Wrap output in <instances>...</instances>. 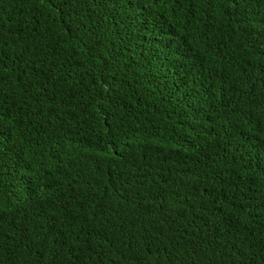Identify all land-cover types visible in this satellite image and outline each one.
I'll use <instances>...</instances> for the list:
<instances>
[{"label":"trees","instance_id":"16d2710c","mask_svg":"<svg viewBox=\"0 0 264 264\" xmlns=\"http://www.w3.org/2000/svg\"><path fill=\"white\" fill-rule=\"evenodd\" d=\"M0 264H264V0H0Z\"/></svg>","mask_w":264,"mask_h":264}]
</instances>
